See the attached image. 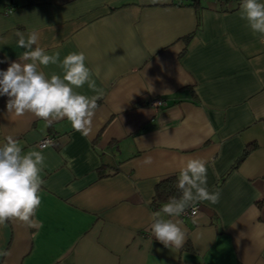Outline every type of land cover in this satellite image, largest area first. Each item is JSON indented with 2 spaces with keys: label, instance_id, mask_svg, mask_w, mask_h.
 <instances>
[{
  "label": "crops",
  "instance_id": "crops-1",
  "mask_svg": "<svg viewBox=\"0 0 264 264\" xmlns=\"http://www.w3.org/2000/svg\"><path fill=\"white\" fill-rule=\"evenodd\" d=\"M175 2L0 0V70L25 51L14 33L35 31L61 60L83 52L104 92L87 137L66 118L49 126L8 113L0 96V145L11 136L46 158L34 216L42 227L0 226V264H264V38L241 18V3ZM41 70L63 75L57 65ZM74 90L96 94L87 84ZM46 135L52 146L37 147ZM190 158L205 161L220 199L174 218L186 243L166 248L151 234L163 206L154 189Z\"/></svg>",
  "mask_w": 264,
  "mask_h": 264
},
{
  "label": "clouds",
  "instance_id": "clouds-1",
  "mask_svg": "<svg viewBox=\"0 0 264 264\" xmlns=\"http://www.w3.org/2000/svg\"><path fill=\"white\" fill-rule=\"evenodd\" d=\"M241 18L254 34L264 38V3L260 0H242ZM17 47L25 49L19 62L11 61L6 70H0V96L8 97V113L23 115L32 113L35 117L52 123L66 118L75 131L87 137L97 101L103 98L102 88H98L92 79V70L86 66L83 52H70L61 60L60 53L48 54L39 46V33L25 34L19 30L14 33ZM6 45V41L3 42ZM6 62L0 61V63ZM57 65L63 75L53 73L49 78L41 70L42 66ZM85 84L96 94L89 97L74 89ZM45 147L52 146L47 142ZM42 151L22 150L21 143L13 137H7L0 145V226L9 220L26 222L30 227H42L34 219L41 204L39 192L45 183L42 172L46 167ZM145 164H151L152 158L146 157ZM177 187L179 198L171 197L161 209L151 214V234L166 248L180 249L187 239L183 222L179 219L187 208L196 203L208 201L217 204L220 191H209L207 186V166L204 160L190 158L179 170ZM168 217V218H165ZM4 253H0L2 255Z\"/></svg>",
  "mask_w": 264,
  "mask_h": 264
},
{
  "label": "trees",
  "instance_id": "trees-1",
  "mask_svg": "<svg viewBox=\"0 0 264 264\" xmlns=\"http://www.w3.org/2000/svg\"><path fill=\"white\" fill-rule=\"evenodd\" d=\"M178 1V2H177ZM185 1V2H184ZM239 4L242 2H238ZM175 5L179 6H192L194 8L200 7V0H176ZM11 8L7 9L6 13L10 12ZM191 34L183 36L184 40L187 41L190 38ZM255 146L254 142H250L246 144L243 153L241 156L231 165V167L225 172L223 177L227 175L229 171L234 169L236 165L243 159V157ZM98 175L102 177L103 173V165L98 167ZM178 177L175 175H168L163 177L158 181L154 189V199L153 203L162 205L165 204L171 197L179 198L181 195L180 190L177 187Z\"/></svg>",
  "mask_w": 264,
  "mask_h": 264
},
{
  "label": "built area",
  "instance_id": "built-area-1",
  "mask_svg": "<svg viewBox=\"0 0 264 264\" xmlns=\"http://www.w3.org/2000/svg\"><path fill=\"white\" fill-rule=\"evenodd\" d=\"M215 1H223V2H228V1H233V2H242V0H215ZM161 100L160 99H155L151 102V105L153 106H159L161 104ZM53 140L54 138L51 136V135H46L45 137H43L37 144L36 146L39 147V148H43L45 147L44 145L47 143V142H51L53 143ZM198 210V204H193L192 206H190L189 208H187L185 210V212L182 214V217H192L196 214Z\"/></svg>",
  "mask_w": 264,
  "mask_h": 264
}]
</instances>
